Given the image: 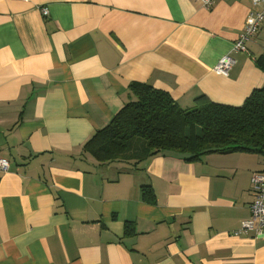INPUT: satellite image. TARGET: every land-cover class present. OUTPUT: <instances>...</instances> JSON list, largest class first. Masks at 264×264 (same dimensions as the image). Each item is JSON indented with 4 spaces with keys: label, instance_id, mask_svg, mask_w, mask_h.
<instances>
[{
    "label": "crops",
    "instance_id": "0c3cea01",
    "mask_svg": "<svg viewBox=\"0 0 264 264\" xmlns=\"http://www.w3.org/2000/svg\"><path fill=\"white\" fill-rule=\"evenodd\" d=\"M259 9L253 0H0V159L9 161L0 264H264V231L236 234L264 153L166 152L130 170L83 154L135 81L184 109L201 95L243 105L264 86V22L246 51L235 43ZM227 54L236 62L219 74Z\"/></svg>",
    "mask_w": 264,
    "mask_h": 264
},
{
    "label": "trees",
    "instance_id": "16d2710c",
    "mask_svg": "<svg viewBox=\"0 0 264 264\" xmlns=\"http://www.w3.org/2000/svg\"><path fill=\"white\" fill-rule=\"evenodd\" d=\"M130 91L132 100L84 145L83 154L100 164L120 162L130 170L166 152L189 161L215 152L264 153V86L241 106L201 95L188 109L150 83L132 82Z\"/></svg>",
    "mask_w": 264,
    "mask_h": 264
},
{
    "label": "built area",
    "instance_id": "2783aa9c",
    "mask_svg": "<svg viewBox=\"0 0 264 264\" xmlns=\"http://www.w3.org/2000/svg\"><path fill=\"white\" fill-rule=\"evenodd\" d=\"M201 1L203 6L211 8L217 0ZM253 2L260 9L249 13L246 25L235 43L237 50H247L246 42L259 32L260 26L264 22V0H253ZM42 11L44 15L49 13L47 8H43ZM235 62L236 60L227 54L219 60L215 71L219 74L227 75ZM0 168L7 170L9 168V161L5 158L0 159ZM251 182L254 194V200L251 203V217L243 222L242 227L236 234L254 231L257 235H261L264 231V171L255 172L252 175Z\"/></svg>",
    "mask_w": 264,
    "mask_h": 264
}]
</instances>
